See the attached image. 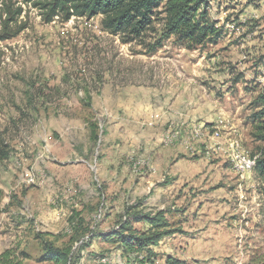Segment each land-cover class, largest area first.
Here are the masks:
<instances>
[{
	"label": "rangeland",
	"instance_id": "rangeland-1",
	"mask_svg": "<svg viewBox=\"0 0 264 264\" xmlns=\"http://www.w3.org/2000/svg\"><path fill=\"white\" fill-rule=\"evenodd\" d=\"M7 5L22 10L11 31L22 29L0 41V135L9 149L0 161V252L18 245L34 254L35 231L65 234L67 218L89 215L101 192L107 231L129 205L155 210V199L146 201L152 178L153 187H169L154 194L175 229L165 247L150 261L128 260L116 244L95 241L78 264H166L168 256L248 264L264 254V177L234 167L238 145L256 161L249 132L264 84V0H209L208 18L221 28L215 42L186 49L170 37L151 53L157 31L145 44L125 43L101 28L100 16L45 22L23 0H0V29ZM113 112L127 113L129 143L106 135ZM170 122L191 145L160 140L165 154L154 157L145 140L161 138ZM131 159L148 165L134 168Z\"/></svg>",
	"mask_w": 264,
	"mask_h": 264
},
{
	"label": "trees",
	"instance_id": "trees-1",
	"mask_svg": "<svg viewBox=\"0 0 264 264\" xmlns=\"http://www.w3.org/2000/svg\"><path fill=\"white\" fill-rule=\"evenodd\" d=\"M42 10L45 22L61 17L67 21L72 16L88 18L100 16V25L108 33L118 35L125 43L137 41L145 44L148 32H159L158 38L147 44L149 53L155 52L162 41L173 37L186 49H195L209 42H215L221 35L217 22L208 18L209 0H23ZM21 8L2 9L5 14L0 29V41L16 35L21 29L11 31V23L21 14ZM156 23L160 28H156ZM253 141L257 142L252 156H256L254 171L264 177V84L259 88L251 113ZM90 139L98 136L90 127ZM9 157L8 144L0 135V161ZM1 193V191H0ZM166 209L147 211L135 203L127 206L106 232L95 233L86 220L75 213L69 219L65 234L35 231L34 238L41 248L37 261L42 264H78L82 251L94 237L121 248V255L142 261L156 256L153 247L162 238L174 233L170 227ZM75 220V221H74ZM142 223V227L136 224ZM87 236V238H85ZM82 241V242H81ZM28 253L18 245L0 252V264H23ZM166 264H186L178 259L166 258ZM248 264H264V254Z\"/></svg>",
	"mask_w": 264,
	"mask_h": 264
},
{
	"label": "crops",
	"instance_id": "crops-1",
	"mask_svg": "<svg viewBox=\"0 0 264 264\" xmlns=\"http://www.w3.org/2000/svg\"><path fill=\"white\" fill-rule=\"evenodd\" d=\"M111 115H112V118L110 119V122L111 123H110V126L108 128L109 131L106 133V135L109 136L108 138H110L111 140H117L118 143L120 141H124V142L127 141L128 142V138L129 137H128V134H126V132H125V130H127L128 126H122L123 123L121 121L124 116H125L124 119H128L127 113H125V115L121 114V115L118 116L115 112H113ZM146 119H147V122L150 120L148 118H146ZM148 123H152V125L154 124L153 121L152 122H148ZM148 123H147V125H148ZM159 136H160V134L152 133L145 140V142L148 144V148H149L148 150L152 153V155L154 157H157V158H159L161 155L164 156V154H165V151H161L162 149L160 150L158 148V146H157L158 145V142H160V140L162 141V137H163L162 136L160 138ZM178 141L180 142V144H184L183 141L181 142L180 140H177V142ZM118 145L119 144H117V146ZM190 145H188V146L185 145V146L186 147H190ZM117 154L115 155L116 158H117ZM114 162H115L116 165L119 164V162L117 160H115ZM113 170L115 172H117V171L120 170V168H119V166H116L115 168H113ZM153 185H154V183L152 182V178H150L149 179L148 186H147L148 188L149 187H152V190H151L152 192L150 191V195H152L153 192H154V194H156V196H158L160 193L164 194L165 192H163V191L167 190L165 188H169V187H167V185L164 186V188H162V186H161V188L159 186L153 187ZM154 194L152 196L148 197L146 199V201L147 202H153V200L155 199V203L154 204H155L156 209H166L167 211H169L167 208H165L163 206V204H162L161 201H159V200L156 201L157 198L154 196ZM100 195H101L100 198H99L100 199V202L98 201V203H97L98 205H96V206L95 205H90L89 208L86 207L87 211L90 212L89 215H85L84 209H79V211L77 212V213H79L78 216L84 218L86 220V222L89 224V226L91 227V229L95 231V233L106 232L107 231V230H105V228H107V227H104V226H105L106 220L109 218V215H108L109 213L108 212H110V211H106L107 207H105V204H106V197H105V195L102 192H101ZM112 199H111V201H112ZM113 202H114V200H113ZM90 204H93V203H90ZM106 215H107V217L105 218L104 216H106ZM166 216H167V214H166ZM67 221H68L67 222V224H68L69 223V218H67ZM98 225H101V227H100L101 229L98 228ZM44 232H50V233H53V234L59 233V231L54 232V231H49V230H46ZM95 241H98L101 245L102 244L105 245V246L107 245V242L101 240L99 237H94L88 247L93 248L94 247L93 244L95 243ZM163 241L164 240L162 239L157 246H154L153 247V251L154 252H157V249L158 248L160 249V248H164L165 247V246L164 247L162 246V242ZM36 246H37V249H36V252L34 254H32V253H30V251H27V250L24 249L28 253L29 258L25 259L23 261V264L24 263L27 264V262H31V261L34 264H42V263H40V262L37 261L38 257H40L41 254H42L41 248H40L39 244H37ZM92 251H94V250L92 249ZM83 253H84V250L81 253V258H80L79 261H81V259H84L85 258V257H82L83 256ZM120 256L123 259L125 258V256L121 255V253H120ZM103 260H104L103 258H100V259L97 260V262H99V263H101V262L102 263H105L106 261H103Z\"/></svg>",
	"mask_w": 264,
	"mask_h": 264
},
{
	"label": "built area",
	"instance_id": "built-area-1",
	"mask_svg": "<svg viewBox=\"0 0 264 264\" xmlns=\"http://www.w3.org/2000/svg\"><path fill=\"white\" fill-rule=\"evenodd\" d=\"M178 125L179 124H174L173 122H170L168 125L167 130L165 131L163 138H162V143L164 145H172L177 142V137L178 136ZM205 125H199L200 128ZM238 145V144H237ZM220 148V147H218ZM216 149V148H214ZM238 152H239V161H234V167L236 171L240 174H244L246 172H249L250 169H253L252 167V162L250 161V156L245 155L241 149L240 146L238 145ZM134 160L135 163L136 159H131ZM33 183V182H31ZM87 238V236H85ZM104 261V260H103Z\"/></svg>",
	"mask_w": 264,
	"mask_h": 264
},
{
	"label": "bare ground",
	"instance_id": "bare-ground-1",
	"mask_svg": "<svg viewBox=\"0 0 264 264\" xmlns=\"http://www.w3.org/2000/svg\"><path fill=\"white\" fill-rule=\"evenodd\" d=\"M181 128H182V126H180ZM179 130V129H178ZM180 131V130H179ZM181 132V131H180ZM180 132H179V134H180ZM179 136V135H178ZM238 161H239V157H238ZM250 161L252 162V167H254L255 166V159L254 158H250ZM134 162V161H133ZM137 163H133L132 164V167H134V168H139V167H142V166H144V165H148L147 164V161H145V160H137L136 161ZM250 170H252V169H250ZM249 170V171H250ZM82 242V241H81Z\"/></svg>",
	"mask_w": 264,
	"mask_h": 264
}]
</instances>
